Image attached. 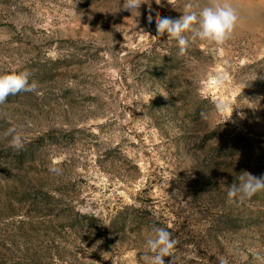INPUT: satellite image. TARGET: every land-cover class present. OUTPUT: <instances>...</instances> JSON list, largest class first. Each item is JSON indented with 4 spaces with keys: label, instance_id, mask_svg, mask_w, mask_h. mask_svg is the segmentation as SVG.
I'll list each match as a JSON object with an SVG mask.
<instances>
[{
    "label": "rangeland",
    "instance_id": "rangeland-1",
    "mask_svg": "<svg viewBox=\"0 0 264 264\" xmlns=\"http://www.w3.org/2000/svg\"><path fill=\"white\" fill-rule=\"evenodd\" d=\"M143 2L0 0V74L39 84L0 105V264H148L154 226L165 264H264V190L227 197L264 176V0L183 55L157 19L211 0Z\"/></svg>",
    "mask_w": 264,
    "mask_h": 264
},
{
    "label": "clouds",
    "instance_id": "clouds-1",
    "mask_svg": "<svg viewBox=\"0 0 264 264\" xmlns=\"http://www.w3.org/2000/svg\"><path fill=\"white\" fill-rule=\"evenodd\" d=\"M169 2V0H168ZM143 0H124L123 7L129 11L137 10ZM160 4V0H156ZM151 19V17H149ZM238 17L234 8L228 3L221 4L219 0H211L208 6L203 7L199 13L189 12L182 14L177 19L159 18L157 28L159 34L167 33L168 37L176 40L179 47V54L183 55L189 47L190 40L199 39L217 46H223L230 38ZM191 33V37L186 35ZM31 73L28 71L11 72L0 74V105H3L9 96L17 95L21 92H37L39 84L35 80L29 79ZM225 74L217 73L209 80V86H220L224 83ZM218 113L229 110L230 105L224 101H217L215 105ZM14 130L5 132V136L12 134ZM11 146L15 148L23 147L19 135L12 136ZM264 190V176L256 177L250 173L240 176V183H233L227 189V197L231 200L237 198L239 201L250 199L258 191ZM153 235L146 240V247L153 255L146 256L148 264H165V257H171L177 241L171 233L163 227H153ZM264 261V257H258ZM220 264H227L226 260H221Z\"/></svg>",
    "mask_w": 264,
    "mask_h": 264
}]
</instances>
